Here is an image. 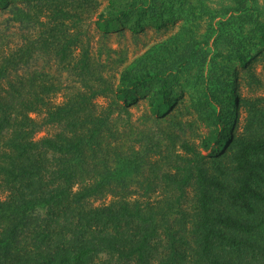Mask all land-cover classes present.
<instances>
[{
    "label": "trees",
    "instance_id": "16d2710c",
    "mask_svg": "<svg viewBox=\"0 0 264 264\" xmlns=\"http://www.w3.org/2000/svg\"><path fill=\"white\" fill-rule=\"evenodd\" d=\"M262 1L0 0L26 32L0 53V81L40 54L82 82L58 101L56 82L32 71L0 96V264H264V97L241 96L236 68L264 78ZM88 21L103 34L173 28L112 84L83 39ZM142 98L158 119L187 107L205 130L197 143L169 137L178 151L149 173L159 199L126 189L151 139L133 156L108 142L112 114Z\"/></svg>",
    "mask_w": 264,
    "mask_h": 264
},
{
    "label": "rangeland",
    "instance_id": "374dc122",
    "mask_svg": "<svg viewBox=\"0 0 264 264\" xmlns=\"http://www.w3.org/2000/svg\"><path fill=\"white\" fill-rule=\"evenodd\" d=\"M213 7L222 3H229V0H207ZM20 4V1H16ZM264 8V1L261 2ZM9 9H0V53L8 52L21 44L25 30L17 23L9 20ZM169 28L146 27L143 31L136 34L129 29L119 32L103 34L97 30L93 21H88L82 25L84 40L88 46L89 52L94 61L100 65L103 77L112 84H116L120 70L129 63L136 55L145 51L154 41L166 36ZM236 65V64H235ZM234 65V66H235ZM257 73H264V69L258 66ZM239 74L243 75L240 81V94L243 97L262 96L264 97V78L261 84L246 80L244 68L237 67ZM32 71L48 73L58 86L56 99L61 101L64 96L78 89H81V79L73 76L68 71L59 66L52 58L44 55H36L27 66L20 67L11 71L6 79L0 81V96L8 88V82L14 80L17 76H26ZM101 107H106L110 102L108 97H98L95 99ZM187 105V103H186ZM180 105V110L172 111L164 118H155L149 113L146 99L142 98L139 102L128 108L126 111L117 109L110 118V128L112 136H108V142L113 149L122 151L124 155L133 156L135 152L147 147V137L151 139L148 149H151L145 156V162L141 163L138 172H132L125 178L126 189L134 197L143 198L149 195L152 199L161 198V191L152 184L150 168L153 163H161L162 156H165L168 150L177 152L178 148L171 145L170 136L178 134L180 138H187L190 141L198 142L200 136L204 135V127L195 118V115ZM242 117V115H241ZM240 117V119H241ZM177 122L182 124L184 131L177 127ZM60 130L56 124L46 125L35 135V138L50 137ZM114 154L110 158L114 159ZM164 167V166H163ZM159 189L158 191L155 190ZM1 197L4 194L0 193ZM188 194L181 200L178 211L174 212L170 219H174V224L179 218V211H189ZM108 199V198H107ZM107 199L96 198L93 202L99 204ZM100 258L105 260L106 256ZM157 264V263H155Z\"/></svg>",
    "mask_w": 264,
    "mask_h": 264
}]
</instances>
